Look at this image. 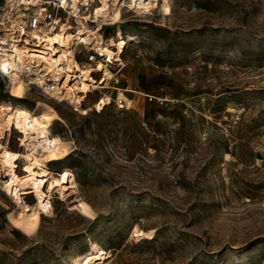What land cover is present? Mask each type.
<instances>
[{
	"label": "rangeland",
	"instance_id": "374dc122",
	"mask_svg": "<svg viewBox=\"0 0 264 264\" xmlns=\"http://www.w3.org/2000/svg\"><path fill=\"white\" fill-rule=\"evenodd\" d=\"M170 2L164 18L122 6V22L104 25L105 42L132 35L123 53L110 47L104 111L93 108L98 90L81 103L88 114L46 99L70 150L47 162L44 189L69 166L95 215L56 192L54 215L27 237L8 222L0 191V264H264V0ZM75 53L105 68L93 47ZM34 93L0 77V101L31 107ZM134 225L153 238H132Z\"/></svg>",
	"mask_w": 264,
	"mask_h": 264
},
{
	"label": "bare ground",
	"instance_id": "6f19581e",
	"mask_svg": "<svg viewBox=\"0 0 264 264\" xmlns=\"http://www.w3.org/2000/svg\"><path fill=\"white\" fill-rule=\"evenodd\" d=\"M60 1L73 16L72 20L67 18L58 22L57 27L31 32L25 45L0 54V72L14 92L30 86L35 90L36 102L31 107L17 101H0V191L6 199L5 195L9 196V203L12 204L7 215L8 222L27 237L37 234L43 217L54 215V204L50 200L56 192L63 195L67 202L70 201L68 206L77 213L90 218L95 215L92 207L79 197L74 173L69 166H62L56 183L49 184L52 186L50 194L44 189L52 174L47 162L65 159L70 150L67 138L53 132L54 127L51 130L59 114L46 99L68 103L73 111L88 114L81 103H87L88 99H92L93 92L98 90L93 108L97 112L104 111L110 102L113 87L107 74L110 47L115 48L116 54H121L132 39V35L127 33L105 42L101 33L104 25L116 27L122 22V6L132 8L135 13L154 10L163 18L172 11L170 0ZM23 4L26 5V2L23 1ZM79 44L93 47L97 57H103L105 68L99 70L91 62L78 60L75 52ZM93 72L99 73V78H94ZM78 84L86 86L85 90L77 87ZM14 130L17 146L13 149L9 142ZM4 140L5 143H1ZM28 194L32 196L31 203L23 198ZM130 233L136 240L153 238V230H142L137 225ZM67 264L97 263L89 257H74Z\"/></svg>",
	"mask_w": 264,
	"mask_h": 264
},
{
	"label": "built area",
	"instance_id": "2783aa9c",
	"mask_svg": "<svg viewBox=\"0 0 264 264\" xmlns=\"http://www.w3.org/2000/svg\"><path fill=\"white\" fill-rule=\"evenodd\" d=\"M2 6L0 54L12 52L15 47L25 45L31 32L54 28L62 20L73 19L60 0H3ZM2 76L0 72L1 79ZM6 134L9 135V132Z\"/></svg>",
	"mask_w": 264,
	"mask_h": 264
}]
</instances>
